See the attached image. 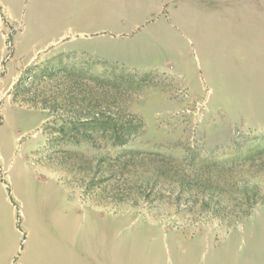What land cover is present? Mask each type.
<instances>
[{"label":"rangeland","instance_id":"1","mask_svg":"<svg viewBox=\"0 0 264 264\" xmlns=\"http://www.w3.org/2000/svg\"><path fill=\"white\" fill-rule=\"evenodd\" d=\"M0 264H264V0H0Z\"/></svg>","mask_w":264,"mask_h":264}]
</instances>
